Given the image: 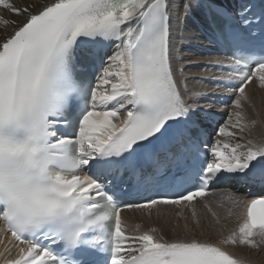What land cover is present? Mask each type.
<instances>
[{
	"label": "snow or ice",
	"instance_id": "obj_1",
	"mask_svg": "<svg viewBox=\"0 0 264 264\" xmlns=\"http://www.w3.org/2000/svg\"><path fill=\"white\" fill-rule=\"evenodd\" d=\"M194 9L229 53L204 65H227L223 126L189 92L169 0H0V243L17 250L5 264H252L230 249L264 246V195L219 197L223 217L206 198L222 183L264 187V132L252 136L264 122L246 111V88L264 90V0H186ZM138 156L151 167L132 170L133 202ZM125 209L173 216L174 237L130 229Z\"/></svg>",
	"mask_w": 264,
	"mask_h": 264
},
{
	"label": "bare ground",
	"instance_id": "obj_2",
	"mask_svg": "<svg viewBox=\"0 0 264 264\" xmlns=\"http://www.w3.org/2000/svg\"><path fill=\"white\" fill-rule=\"evenodd\" d=\"M186 0H169L170 5V19L173 28V34L175 38L176 51L179 57L183 58L185 62V75L188 77L187 85L189 92L200 93L201 97L199 99V104L201 106L214 105V102H210L208 98L211 95L209 93H214L217 91V88L211 84L214 76H222L224 73L215 70L213 67H204L210 59L218 58L214 55H208L203 53L199 45L201 43V37L197 28H195L196 20L198 18V10L194 9L193 12L187 16L184 14V4ZM5 16H9L8 13H2ZM11 31V29H8ZM246 91L249 93V98L251 105L246 104V111L248 113L249 119H256L258 121L264 122V90H261L256 87L255 84L249 85L246 88ZM187 98L193 99L195 97L189 95ZM229 113L233 112L234 109L229 106L227 109ZM228 119V118H227ZM227 122V120H226ZM264 132V124H258L255 129H253L252 136L259 137L260 134ZM246 135V134H245ZM243 142V141H241ZM234 193L245 198H249L246 195V190L243 189V186H237L231 189H224L219 196H215L210 201L212 195L207 196V201L212 203L214 210L218 211L223 217L225 214V209L216 208V203L218 198L227 194ZM200 204H197V211L201 215L202 220L209 219L206 210L203 207H199ZM166 213H171L172 209H165ZM233 211H239V209H233ZM190 216V214H188ZM123 217L126 219L129 228H133L135 224L140 223L144 227H157L161 229L162 234L166 239H172L174 233L172 231L173 227L176 225V220L171 215H164L157 217L155 214L149 219L144 212L140 210H132L131 212H125ZM183 221H180L182 227ZM235 220L231 218L227 221L228 227L231 228L234 226ZM4 226L0 223V238L3 237ZM195 231V230H194ZM182 234V233H181ZM10 239V235L8 237ZM200 238H211L215 240V235L204 236ZM6 248H10V245L6 243H0V264H5L6 260H11L17 258V250L11 248L10 251H6ZM234 255L238 257H247L252 261V264H264V246L258 250L251 251L245 247H235L230 249Z\"/></svg>",
	"mask_w": 264,
	"mask_h": 264
},
{
	"label": "rangeland",
	"instance_id": "obj_3",
	"mask_svg": "<svg viewBox=\"0 0 264 264\" xmlns=\"http://www.w3.org/2000/svg\"><path fill=\"white\" fill-rule=\"evenodd\" d=\"M216 192H218V191H216ZM219 196V195H218ZM212 199H213V197H212ZM200 207H202V205L200 204Z\"/></svg>",
	"mask_w": 264,
	"mask_h": 264
}]
</instances>
